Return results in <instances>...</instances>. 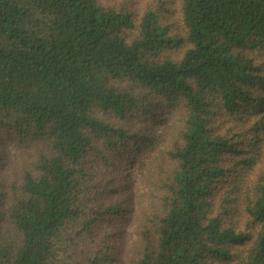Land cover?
<instances>
[{
    "label": "trees",
    "instance_id": "1",
    "mask_svg": "<svg viewBox=\"0 0 264 264\" xmlns=\"http://www.w3.org/2000/svg\"><path fill=\"white\" fill-rule=\"evenodd\" d=\"M0 264H264V0H0Z\"/></svg>",
    "mask_w": 264,
    "mask_h": 264
}]
</instances>
